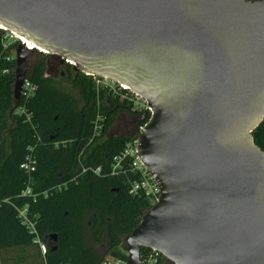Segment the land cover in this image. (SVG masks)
<instances>
[{
    "label": "water",
    "instance_id": "obj_1",
    "mask_svg": "<svg viewBox=\"0 0 264 264\" xmlns=\"http://www.w3.org/2000/svg\"><path fill=\"white\" fill-rule=\"evenodd\" d=\"M0 29L152 108L138 157L161 195L123 244L127 264L142 249L264 264V0H0ZM30 53L16 49L17 102Z\"/></svg>",
    "mask_w": 264,
    "mask_h": 264
},
{
    "label": "trees",
    "instance_id": "obj_2",
    "mask_svg": "<svg viewBox=\"0 0 264 264\" xmlns=\"http://www.w3.org/2000/svg\"><path fill=\"white\" fill-rule=\"evenodd\" d=\"M3 33L0 30V251L34 248L43 264L127 262L123 244L151 204L141 193L130 194L128 178L112 175V163L137 138L139 112L79 71L71 78L77 97L57 89L48 76L49 56L38 51L27 59V79L37 92L27 103L21 97L17 102L16 63L9 60L16 48L4 49ZM123 113L132 122L124 134H112ZM98 116L104 127L95 134ZM253 137L264 151V122ZM31 147L37 165L28 175L21 166ZM28 188L31 195L24 194ZM26 207L33 231L19 217ZM97 246L104 248L101 253ZM161 264L170 263L163 259Z\"/></svg>",
    "mask_w": 264,
    "mask_h": 264
},
{
    "label": "built area",
    "instance_id": "obj_3",
    "mask_svg": "<svg viewBox=\"0 0 264 264\" xmlns=\"http://www.w3.org/2000/svg\"><path fill=\"white\" fill-rule=\"evenodd\" d=\"M0 30L4 32L2 43L5 50H8L12 46H15V48L17 49L19 45H25L29 50H31V52L38 51L42 53L38 48H30L28 43L24 42L22 37L16 35L15 33L5 29ZM9 60L15 61L16 63L15 54L9 57ZM64 62L70 67H73L74 65V63L70 62L69 60H64ZM93 78L95 79L98 88L106 89L114 96H119L121 100H126L133 111L139 112L138 136L136 139L127 144L122 154L114 157L112 163V175L126 176L129 181L130 194L135 195L141 193L145 195L150 200L151 207H153L159 201L161 189L154 178L151 176L145 164L138 157V137L140 135L141 129L146 126L152 116V108L149 106L148 101L144 97L135 93L130 88H126L123 84H120L117 81L109 78ZM36 92L37 86L26 78L21 93V98H23V101L27 103L31 98L35 96ZM103 127V118L101 116H98L94 124L95 134L100 132ZM32 150V147L29 148V153L26 155L25 162L21 166V168L28 175H32V173L36 171L37 165V160L32 154ZM95 173L99 174L100 169H97ZM129 173H132L135 178L130 179L128 176ZM24 194L31 195V189L28 188L24 192ZM19 217L30 230H34L33 222L28 216L27 207L19 211ZM41 249L43 254L47 252V248L44 245L41 246ZM163 259L164 258L160 253L153 250L141 252L140 255L141 264H161ZM103 264H106V262H104ZM110 264H127V262L119 260L114 261Z\"/></svg>",
    "mask_w": 264,
    "mask_h": 264
},
{
    "label": "rangeland",
    "instance_id": "obj_4",
    "mask_svg": "<svg viewBox=\"0 0 264 264\" xmlns=\"http://www.w3.org/2000/svg\"><path fill=\"white\" fill-rule=\"evenodd\" d=\"M12 54H13V51H12ZM49 63L50 65H49L48 76L54 79L57 89L69 95H72L74 97H77V91L74 89L71 83V78H73V76L78 71L73 69V67L68 66L64 61L49 59ZM56 64H59V65H56ZM130 122H132V119L128 115L123 113L121 117L119 118L118 123L112 129L111 133L112 134H124L126 131L127 124H129ZM97 248H98V251H100V253L104 249L99 246H97ZM106 261H110V259L107 258Z\"/></svg>",
    "mask_w": 264,
    "mask_h": 264
},
{
    "label": "crops",
    "instance_id": "obj_5",
    "mask_svg": "<svg viewBox=\"0 0 264 264\" xmlns=\"http://www.w3.org/2000/svg\"><path fill=\"white\" fill-rule=\"evenodd\" d=\"M0 264H43L39 251L30 248L25 251L8 249L0 251Z\"/></svg>",
    "mask_w": 264,
    "mask_h": 264
},
{
    "label": "bare ground",
    "instance_id": "obj_6",
    "mask_svg": "<svg viewBox=\"0 0 264 264\" xmlns=\"http://www.w3.org/2000/svg\"><path fill=\"white\" fill-rule=\"evenodd\" d=\"M22 39H23L24 42L28 43V45H29L30 48H33V49L37 48L35 45H33L32 42L28 41L26 38L23 37ZM39 50H40V49H39ZM124 86H125L126 88H129L127 85H124Z\"/></svg>",
    "mask_w": 264,
    "mask_h": 264
},
{
    "label": "flooded vegetation",
    "instance_id": "obj_7",
    "mask_svg": "<svg viewBox=\"0 0 264 264\" xmlns=\"http://www.w3.org/2000/svg\"><path fill=\"white\" fill-rule=\"evenodd\" d=\"M49 59L60 60V61H61V59H59V58H57V57H51V56H49ZM56 65H59V64H56ZM67 68H69V67H67Z\"/></svg>",
    "mask_w": 264,
    "mask_h": 264
}]
</instances>
